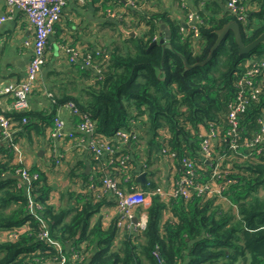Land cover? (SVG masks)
Returning a JSON list of instances; mask_svg holds the SVG:
<instances>
[{"label": "trees", "instance_id": "1", "mask_svg": "<svg viewBox=\"0 0 264 264\" xmlns=\"http://www.w3.org/2000/svg\"><path fill=\"white\" fill-rule=\"evenodd\" d=\"M108 1L123 5L120 0ZM194 2L197 8L203 4L211 13L197 12L202 20L199 37L191 31L185 37L178 22L162 13L139 11V4L134 2V7L126 8L121 24L126 26V16L131 17L133 26L146 27L141 36L119 35L104 53L92 55L91 63L99 73L70 62L88 83L85 89L77 95H54V111L47 116L27 110L6 115L16 132L7 140L0 130V232L7 234L6 241L0 243V264H57L62 258L71 264L73 253L85 257L83 264H264V145L261 152L247 146L261 131L264 75L255 78L261 87L257 99L251 98L250 88L241 85L252 65L264 63V44L240 54L230 31L205 65L187 70L178 54L189 65L204 61L217 40L216 31L231 20L237 21L218 3ZM244 5L247 21L237 22L247 45L264 33V0H244ZM160 20L170 26L174 49L166 48L164 54L161 45H153ZM108 25L118 31L113 23ZM240 93L248 103L238 117L239 134L236 148H232L228 116ZM67 102L91 116L98 134L134 132L129 146L115 144V150H126L121 156H108L114 160L108 167L121 189L134 191V179H128L132 161H125L128 155L124 154L147 137L149 155L174 160L177 181L187 174L183 162L187 160L195 169L194 182L220 185L224 187L222 194L208 197L194 193L189 198L179 195L167 201L154 195L147 205L137 207L138 214L146 213L143 230L130 231L119 225L120 215L103 228L102 208L117 209L118 201L103 183V160L92 155L95 172L87 174L81 163L74 167L69 176L80 179V187L66 188L60 193V205H54V187L49 179L58 160L52 158L50 168L28 167L17 162L15 146H22L24 135L30 141L33 132L44 135L58 106ZM76 117L80 122V115ZM210 128L217 130L218 140L207 163L201 142ZM23 170L33 178L30 183L19 181L18 171ZM159 187V182L148 177L142 191L154 192ZM167 213L170 216L165 219ZM14 232L18 237L11 239L8 235ZM43 232L61 245L60 252L39 239Z\"/></svg>", "mask_w": 264, "mask_h": 264}, {"label": "crops", "instance_id": "2", "mask_svg": "<svg viewBox=\"0 0 264 264\" xmlns=\"http://www.w3.org/2000/svg\"><path fill=\"white\" fill-rule=\"evenodd\" d=\"M214 3H218L221 6L223 12H228L226 0H210ZM138 3L139 11L147 10L149 12L165 14L171 21L178 22L181 26V32L186 37L188 36V24L187 16L191 12H198L203 10L206 15H211L209 11H206L204 5L201 4L200 8L196 7L194 0H134ZM114 3V2H113ZM108 0H67L62 11V19L57 24L54 34L49 40V44L46 50V64L39 74L35 88L30 95L27 103V111H37L45 113L44 116L50 115L54 111V95L60 96L62 93L69 95H77L81 89L88 84L82 79L70 63L71 54L68 53V49L78 50L83 55L91 54L98 55L105 52L111 44L118 38L119 35L128 37L125 33H135L136 36H141L145 31V26H133L132 18L126 16V26L121 24L122 15L127 13V7L123 5L113 4ZM251 6L249 5V8ZM253 10L254 7L252 8ZM117 16V17H116ZM6 17L7 19L0 24V86L7 85L9 83H18L24 80L26 76L27 66L29 65L35 40V30L33 25L27 20V18L19 11L15 10L10 12L6 0H0V18ZM162 21L170 30V26L163 20ZM160 21L158 23V40L160 36ZM113 23L116 29H111L108 23ZM84 57L76 60L75 65H81L82 68L91 69L93 72H97L93 64L88 66ZM89 83H92L91 81ZM85 85V86H84ZM13 101L10 97L0 98V112L7 115L12 113ZM60 118L64 125L57 129L55 120L53 117V124L46 128L44 135H37L32 133L31 139L26 135L21 138L20 145H17V152L21 153L20 160L28 167L38 165L41 168H50L52 158H56L57 167L53 168V172H61L62 168L65 172V178L68 181L70 188L74 183L77 188H71L77 190L80 179L76 180L75 177L69 176L71 170L74 169L79 163L83 164L90 169L86 172L94 173L95 168H92V155L87 142L83 143V139L88 137L83 135L77 129L79 123L78 118L72 114V112L59 105L54 115ZM40 124V122H38ZM41 125V124H40ZM42 127V126H41ZM141 128V126H139ZM42 130V128H41ZM147 137L144 142L140 140L139 145H132V150L128 155L132 164L129 167L128 178L133 177V187L136 190H143L141 184L135 182V178L143 172L148 171V177L154 179L160 183V186L165 190H170L178 178V170L175 168L174 160L171 158H163L156 154L148 153L146 146ZM126 151V150H125ZM122 149H117L115 154L121 156V152H125ZM139 158H136V155ZM95 156V155H94ZM157 157V158H156ZM95 159H97L95 157ZM103 160V166L106 170V176H112L113 170L108 167L113 162L107 160V157L100 158ZM149 165L147 168V165ZM79 174L80 171L75 172ZM52 177V175H50ZM19 181L21 178L17 176ZM53 178L50 179L56 194L58 191L56 184L53 182ZM24 181V180H23ZM81 184V182H80ZM92 187V186H91ZM65 188V189H66ZM64 189V190H65ZM62 190V191H64ZM61 191V192H62ZM52 192V202L55 195ZM60 192V193H61ZM105 195V194H104ZM107 196V195H106ZM60 198V196H59ZM100 198H105L100 196ZM110 201V195L106 198ZM163 199V198H162ZM169 200V199H164ZM58 201H54V205H60ZM103 228H108L113 219L119 216L120 213L116 207L105 206L101 210ZM146 216L145 212L138 214L135 210V218L140 220V217ZM170 213L165 215V219L169 218ZM134 224V223H133ZM128 227V225H124ZM130 231H136L132 228H127ZM27 230V228H24ZM7 234L0 232V243L6 241Z\"/></svg>", "mask_w": 264, "mask_h": 264}, {"label": "built area", "instance_id": "3", "mask_svg": "<svg viewBox=\"0 0 264 264\" xmlns=\"http://www.w3.org/2000/svg\"><path fill=\"white\" fill-rule=\"evenodd\" d=\"M67 0H6L7 7L10 12L15 10L21 12L27 20L33 25L35 30V40H34V50L31 61L27 66L26 76L23 81L18 83H9L7 85L0 86V98L10 97L13 101V110L14 111H25L27 109V103L30 95L32 94L36 82L38 80L39 74L41 73L43 67L46 64V50L49 44L51 36L54 34L56 25L62 19V11L66 4ZM127 7H134L133 0H120ZM227 10L235 15L237 21L245 24L247 21L246 6L244 5V0H226ZM117 17V16H116ZM7 18L1 17L0 24L3 23ZM188 31L193 32L195 38L199 37V27L202 24V20L199 17L197 12H191L187 16ZM158 41V39H155ZM68 53L71 54L70 62L74 63L76 60H79L81 57L84 59L87 65L91 63V54L84 56L78 50L68 49ZM91 66V65H88ZM93 66V65H92ZM253 67L249 70L247 77L241 82V85L251 89V98L257 99L261 87L257 85L255 78L257 76L264 75V63L260 65H252ZM97 73L100 72V69L95 66ZM248 103V98L245 97L243 93H240L237 101L231 107L228 119L229 124L231 125L230 136L231 147L236 148V140L239 134V121L238 117L246 109ZM64 107L68 108L73 115H80V122L77 124V129L84 136L86 135L88 139H83L82 142H87L91 151L94 153L97 159L102 157L112 156L115 154V144L121 147L129 146L132 138L135 137L134 132L119 130L113 135H103L96 132V122L91 118L90 115L82 114L77 106L73 102H67L63 104ZM55 125L57 129L61 128L64 123L63 121L55 117ZM26 123L27 120L22 121ZM261 131L254 137V139L247 143V146L250 150H257L258 152L262 151L260 148L264 145V112L263 118L260 120ZM0 130L2 131L4 138L11 140L14 133V125L12 120L7 117L5 114L0 112ZM217 130L210 128L205 131L202 135L201 142V152L203 159L207 163H210L212 150L214 143L218 140ZM234 138V139H233ZM230 141V139H229ZM13 145V144H12ZM17 152V145L15 146ZM21 153L17 152V162H22L20 159ZM129 159L128 156L125 157V161ZM114 163L113 158L109 160ZM184 167L187 169V174L185 177L174 183V186L170 190H165L163 187L157 188L154 192H146L142 190L134 191H125L119 187V180L117 177H105L103 183L108 192L112 194V197L118 201L117 209L120 213L121 219L119 225H128L129 228L135 229L136 231L143 230L146 225V216L140 217V220L137 219V222L134 223L133 220L136 219L135 210L140 205H147L150 202L151 196L158 195L163 199H170L171 197L183 196L189 198L192 194L196 193L198 195L204 194L208 197H213L214 193L220 195L224 190V187L216 185L215 183L209 184H197L194 182L196 177L195 169L190 161L184 160ZM124 164V162L122 161ZM19 177L21 180H24L25 183H30L33 179L29 174L23 170L18 171ZM217 171L215 175H217ZM129 179V178H128ZM215 194V195H216ZM134 223V224H133ZM11 239L17 238L18 233L14 232L8 235ZM40 240H43L53 248L61 251V245L52 240L46 232H43L40 237ZM71 264H83L85 257L81 256L78 253H73L71 255ZM57 264H65V259L62 258L57 262Z\"/></svg>", "mask_w": 264, "mask_h": 264}, {"label": "water", "instance_id": "4", "mask_svg": "<svg viewBox=\"0 0 264 264\" xmlns=\"http://www.w3.org/2000/svg\"><path fill=\"white\" fill-rule=\"evenodd\" d=\"M160 23H161L160 24V29H161L160 36H161V39L158 40V41H154L153 45H158V44L161 45V47L163 49V54H164L166 48H169L172 51L174 49H173V46L171 45V32H170V30L168 29V27L162 21H160ZM230 31L233 33L235 41L238 44L239 53L240 54H247V53L253 51L254 49H256L261 44H264V33H262L254 41H252L251 43L245 45V43L242 40L239 23L237 21H235V20H231L227 24H225L222 29L216 31L217 40L214 43V45L211 47L207 59H205L204 61L196 63V64H193V65H189L187 63L186 59L182 55L178 54L182 58V60L184 62V65H185V68L188 70V69H192L194 67L205 65L212 58V55H213L214 51L217 49V47L220 45L222 40L225 38V36ZM125 34L128 37L129 36L130 37H135V33H125ZM89 169H90V167L87 168V171ZM135 182L138 183V184H141L142 186L147 185V183H148L147 173L143 172L140 175H138L135 178ZM133 222L136 223L137 219H134Z\"/></svg>", "mask_w": 264, "mask_h": 264}, {"label": "rangeland", "instance_id": "5", "mask_svg": "<svg viewBox=\"0 0 264 264\" xmlns=\"http://www.w3.org/2000/svg\"><path fill=\"white\" fill-rule=\"evenodd\" d=\"M262 47L264 49V45H262ZM142 142H144V139L142 140ZM60 171L61 172H54L52 174V177L50 176V179L54 177L53 180H55V181L53 183L56 184L55 186H57V189H58V191H56V194H54V192H53V194L55 195V197H54L55 202L58 201L59 196H60V192L62 190H64L69 185L67 179L65 178V176L67 177V175H65V172L63 171L62 168L60 169ZM70 184H72L71 186H69L70 188H77L74 183H70ZM263 193H264V191H263ZM224 205L226 207H228L227 202H225Z\"/></svg>", "mask_w": 264, "mask_h": 264}]
</instances>
